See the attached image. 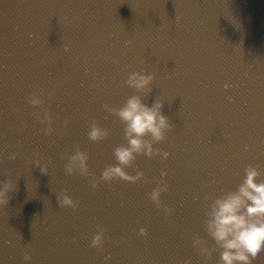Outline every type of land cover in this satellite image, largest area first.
<instances>
[{"label":"water","instance_id":"1","mask_svg":"<svg viewBox=\"0 0 264 264\" xmlns=\"http://www.w3.org/2000/svg\"><path fill=\"white\" fill-rule=\"evenodd\" d=\"M32 93L51 112L31 0H0V182L16 185L0 206V264H26V246L27 264H88L75 211L56 202V194L71 196L53 118L45 136L46 125L35 120L40 109L28 104ZM33 160L47 165L48 174Z\"/></svg>","mask_w":264,"mask_h":264},{"label":"clouds","instance_id":"2","mask_svg":"<svg viewBox=\"0 0 264 264\" xmlns=\"http://www.w3.org/2000/svg\"><path fill=\"white\" fill-rule=\"evenodd\" d=\"M131 42H126V46ZM64 51H68V46L64 45ZM141 72H131L124 84L134 89L136 92L148 95L152 91V81L154 74H142ZM94 84L93 87H98ZM225 88L228 85H224ZM229 101L231 98H228ZM28 104L40 109L35 113V120L46 125L43 129L45 136H50L53 132L51 127L52 117L49 109L44 107L43 99L36 93L29 96ZM102 109L109 115L116 117L123 126V139L126 142L113 149L115 165L105 167L99 178L89 172L87 160L88 153L81 151L79 146L71 155H67V163L64 164V171L68 176L74 173L81 177H90L91 188L100 187V181L110 184L121 180L129 183H136L141 179L145 182L147 178L142 171L137 170L135 175L128 174L125 169L133 166L137 156L143 155L152 158L159 155L161 160L169 157V152L159 148H154L153 144L163 142L166 133L175 126L170 119L162 114L163 102L155 99L151 107L142 102L141 96L133 95L128 98L120 107H113L105 103ZM20 111V109H15ZM65 125L68 123L64 121ZM87 138L90 142H102L108 138L107 129L101 128L95 118L88 122ZM247 150V145H245ZM19 154L12 153L8 159L15 160ZM61 159H65L64 156ZM33 166L39 167L41 174H48L47 165L41 166L39 160H33ZM244 177L235 191H229L215 198L204 197L207 208L204 211V218L201 223L205 235L214 242L208 246V240L199 235L192 236V247L197 250L198 255L204 260L211 259L213 253H219L217 264H252V261L264 251V179H261V172L257 166L248 164L244 167ZM166 173L160 172V180L157 186L152 189L148 199L158 209L161 207L160 196L168 191V184L164 179ZM16 185L11 179L0 182V206H6L9 201L7 195L15 189ZM56 194V193H55ZM210 200V202H209ZM56 202L59 208L69 207L75 210L79 201H74L67 194L61 192L56 194ZM165 218L172 215V209L163 208ZM105 229L98 227L96 234L89 242L90 248L103 251ZM147 229L139 228L138 235L143 238L147 236ZM11 244V241H5ZM22 259L29 262L32 259L31 252L27 246L23 252Z\"/></svg>","mask_w":264,"mask_h":264}]
</instances>
